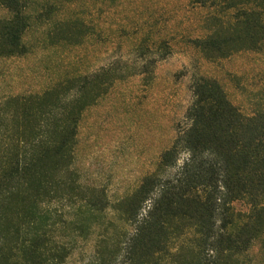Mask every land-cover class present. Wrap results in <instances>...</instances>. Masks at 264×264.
<instances>
[{"label":"trees","instance_id":"obj_1","mask_svg":"<svg viewBox=\"0 0 264 264\" xmlns=\"http://www.w3.org/2000/svg\"><path fill=\"white\" fill-rule=\"evenodd\" d=\"M0 9L8 13L0 19V58L24 55L26 4L0 0ZM259 15L241 11L193 44L209 59L256 49ZM94 78L81 87L78 78L59 83L29 99L11 127L0 123V264H68L75 247L54 236L61 216L51 206L76 207L79 235L107 210L104 193L83 190L72 170L79 120L90 106L80 93ZM190 92L171 147L112 208L120 227L98 242L88 264H241L264 236V112L243 116L213 79H194Z\"/></svg>","mask_w":264,"mask_h":264},{"label":"rangeland","instance_id":"obj_2","mask_svg":"<svg viewBox=\"0 0 264 264\" xmlns=\"http://www.w3.org/2000/svg\"><path fill=\"white\" fill-rule=\"evenodd\" d=\"M23 1L26 53L0 58L1 129L11 127L29 99L68 80L78 78L81 87V79L96 77L80 93L90 106L79 120L72 170L83 190L104 193L108 208L79 235L76 207L51 206L61 216L54 236L75 247L68 264H88L98 242L120 227L112 208L155 172L171 147L194 79L217 81L243 116L264 112V0ZM241 11L260 14L256 49L206 58L193 41L232 25ZM4 18L8 13L0 9ZM263 239L252 243L241 264H264Z\"/></svg>","mask_w":264,"mask_h":264}]
</instances>
